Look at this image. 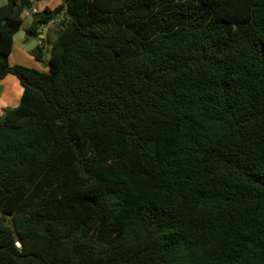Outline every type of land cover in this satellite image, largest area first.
<instances>
[{
	"label": "trees",
	"instance_id": "1",
	"mask_svg": "<svg viewBox=\"0 0 264 264\" xmlns=\"http://www.w3.org/2000/svg\"><path fill=\"white\" fill-rule=\"evenodd\" d=\"M31 2L0 4V264H264V0H60L45 71L8 62Z\"/></svg>",
	"mask_w": 264,
	"mask_h": 264
},
{
	"label": "crops",
	"instance_id": "2",
	"mask_svg": "<svg viewBox=\"0 0 264 264\" xmlns=\"http://www.w3.org/2000/svg\"><path fill=\"white\" fill-rule=\"evenodd\" d=\"M31 1H32L31 6L27 9H24L21 13V19H22L21 26L24 27L25 34H26V29L35 19L34 13L36 12L39 13L43 11L45 7H49L50 9H52L60 2V0H31ZM49 25L50 22L38 28V36L36 37L38 40L36 47H40L41 49H43L44 44L48 42L49 39L51 38L53 32L50 29ZM8 62L10 65L30 64V66H33L32 64L35 63L33 57L29 54L27 49L24 47H19L14 42V35H13L11 52L8 56ZM21 93H22V87L18 79L13 74L12 75L10 73L7 74L0 81V114L1 115L5 112L7 108L13 107L19 102Z\"/></svg>",
	"mask_w": 264,
	"mask_h": 264
},
{
	"label": "rangeland",
	"instance_id": "3",
	"mask_svg": "<svg viewBox=\"0 0 264 264\" xmlns=\"http://www.w3.org/2000/svg\"><path fill=\"white\" fill-rule=\"evenodd\" d=\"M3 3V0H0V4ZM50 29L52 30V35L51 38L49 39L48 42H46L43 46L42 49V59L41 60H36L33 52L36 48L37 45V38L29 37L28 35L25 34L24 27L21 26L20 29L14 33V42L19 46V47H24L27 49L29 54L33 57L35 63H33V66H30V64H16V65H21V66H26V67H34L38 68L40 70H47V60L49 56V49H50V44L51 42L56 38L57 32H59V27L57 23L54 21L50 22L49 25ZM12 75V74H11Z\"/></svg>",
	"mask_w": 264,
	"mask_h": 264
},
{
	"label": "water",
	"instance_id": "4",
	"mask_svg": "<svg viewBox=\"0 0 264 264\" xmlns=\"http://www.w3.org/2000/svg\"><path fill=\"white\" fill-rule=\"evenodd\" d=\"M57 19H58V16H55V17H54V20L56 21Z\"/></svg>",
	"mask_w": 264,
	"mask_h": 264
},
{
	"label": "built area",
	"instance_id": "5",
	"mask_svg": "<svg viewBox=\"0 0 264 264\" xmlns=\"http://www.w3.org/2000/svg\"><path fill=\"white\" fill-rule=\"evenodd\" d=\"M40 43V42H39Z\"/></svg>",
	"mask_w": 264,
	"mask_h": 264
}]
</instances>
